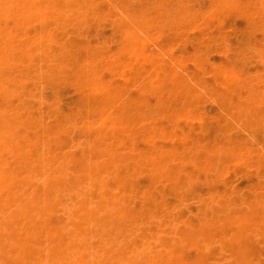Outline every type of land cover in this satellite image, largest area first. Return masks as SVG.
Here are the masks:
<instances>
[{
  "label": "rangeland",
  "instance_id": "1",
  "mask_svg": "<svg viewBox=\"0 0 264 264\" xmlns=\"http://www.w3.org/2000/svg\"><path fill=\"white\" fill-rule=\"evenodd\" d=\"M14 2L0 264H264V0Z\"/></svg>",
  "mask_w": 264,
  "mask_h": 264
},
{
  "label": "bare ground",
  "instance_id": "2",
  "mask_svg": "<svg viewBox=\"0 0 264 264\" xmlns=\"http://www.w3.org/2000/svg\"><path fill=\"white\" fill-rule=\"evenodd\" d=\"M13 1H15L16 2V0H13ZM14 2V3H15ZM167 2H169V1H167ZM19 5H20V2H19ZM240 5H241V3H240ZM16 8V7H15ZM19 8V7H18ZM18 8H17V10H18ZM19 9H21V8H19ZM16 10V9H15ZM21 10H23V9H21ZM168 10V9H167ZM17 12V11H16ZM24 13H25V11H23ZM20 12L18 11V13H16V14H19ZM21 14V13H20ZM169 14V13H168ZM153 16V15H152ZM17 17H19V16H17ZM20 17H21V15H20ZM152 24V23H151ZM158 24V23H157ZM153 26V25H152ZM127 29H128V27H127ZM2 30V29H1ZM4 30H6V29H4ZM3 31V30H2ZM5 32V31H4ZM179 32V31H178ZM10 34H11V32H10ZM17 34H18V32H17ZM146 36V35H145ZM13 37V36H12ZM143 41H144V39H143ZM226 42V41H225ZM136 44V43H135ZM139 45V44H138ZM231 47V46H230ZM229 47V48H230ZM200 48V47H199ZM196 49V48H195ZM136 50V49H135ZM135 52V51H134ZM140 53V52H139ZM201 54V53H200ZM142 55V54H141ZM202 55V54H201ZM1 56V55H0ZM143 56V55H142ZM199 56V55H198ZM141 57V56H140ZM3 59V58H2ZM1 61H3V60H1ZM5 61V60H4ZM3 61V62H4ZM5 63V62H4ZM1 64V63H0ZM5 65V64H4ZM7 65V64H6ZM0 67L1 68H5V67H2L1 65H0ZM127 66H125V68H126ZM102 68V67H101ZM128 68V67H127ZM130 68V67H129ZM8 70V69H7ZM6 72V71H5ZM4 73V72H3ZM100 73V72H99ZM189 74V73H188ZM1 75H3L4 76V74H2L1 73ZM7 75V74H6ZM190 75V74H189ZM7 77V76H6ZM96 77V76H95ZM4 78V77H3ZM7 78H9V77H7ZM12 80V79H11ZM5 81V80H4ZM7 81V80H6ZM9 81H10V79H9ZM8 82V81H7ZM7 84V83H6ZM101 90V89H100ZM177 137V136H176ZM4 139V138H3ZM6 139V138H5ZM88 141V140H87ZM230 147V146H229ZM100 149V148H99ZM230 150H231V148H230ZM96 166H97V164H96ZM119 166V165H118ZM100 171V170H99ZM101 174V173H100ZM194 181V180H193ZM147 190H149V189H147ZM183 191V190H182ZM125 192V191H124ZM115 195V194H114ZM47 201V200H46ZM46 201H44V202H46ZM261 203V202H260ZM208 214V213H207ZM147 215V214H146ZM209 217H211V216H209ZM217 217V216H216ZM213 218V217H212ZM151 219V218H150ZM257 219V218H256ZM262 220V219H261ZM204 221V220H203ZM231 222V221H230ZM251 222H253V221H251ZM258 222H260L259 220H258ZM169 225V224H168ZM170 226V225H169ZM195 226V225H194ZM193 226V227H194ZM140 231V230H139ZM252 231V230H251ZM251 231L249 232V234H251ZM161 240V239H160ZM111 245V244H110ZM158 247V246H157ZM140 260H142V259H140Z\"/></svg>",
  "mask_w": 264,
  "mask_h": 264
}]
</instances>
